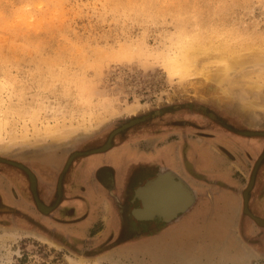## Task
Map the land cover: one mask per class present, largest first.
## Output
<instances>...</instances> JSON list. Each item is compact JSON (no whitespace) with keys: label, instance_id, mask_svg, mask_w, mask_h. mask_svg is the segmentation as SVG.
<instances>
[{"label":"rangeland","instance_id":"374dc122","mask_svg":"<svg viewBox=\"0 0 264 264\" xmlns=\"http://www.w3.org/2000/svg\"><path fill=\"white\" fill-rule=\"evenodd\" d=\"M161 148L138 177L172 173L184 211L137 218L98 172L83 209L77 163ZM255 170L264 219V0H0V264H264Z\"/></svg>","mask_w":264,"mask_h":264},{"label":"crops","instance_id":"0c3cea01","mask_svg":"<svg viewBox=\"0 0 264 264\" xmlns=\"http://www.w3.org/2000/svg\"><path fill=\"white\" fill-rule=\"evenodd\" d=\"M147 140H152V139H147ZM193 146H190L189 149H191ZM188 149V150H189ZM163 148H161L157 153H148V152H143V153H138L136 154V156H134L136 158V162H133L131 165L129 166H121L118 169H108V167H106V164L103 163H97L96 166L92 167L91 163L92 160L90 159H84L82 162H79L75 165V169L73 171V181H77L76 185L77 189L80 190V187H82V194L85 196L84 197V201L82 202V207L84 209V207L86 205H90L93 204V200H90L89 198L92 197L91 193L95 191L96 189V182H95V174L98 172L100 176H107L108 174H111L112 179H115V195L116 198L119 197V202L121 204H125L126 198L129 197V195L131 194V192L133 190H136V188L142 184V182H144L146 180V178L142 181L139 179L138 177V173H142L143 171H146L145 173H147L146 175H149V167H155V166H159L162 169H166L169 166L166 165L165 163V159L164 153H162ZM181 153V151H180ZM190 153V151H189ZM149 158H155L154 161H152ZM176 158V156H175ZM178 159V158H176ZM96 162V161H95ZM125 163V162H124ZM176 165H178V162H176ZM189 165V166H188ZM188 167H191L190 169H188L191 173L193 168H198L197 166H199L200 168V164H197L195 161H192L190 164H188ZM175 168V167H174ZM177 169V168H175ZM87 173V174H86ZM80 175H82V178H80ZM101 179L103 177H100ZM81 179V180H80ZM103 180V179H102ZM167 181L164 183L165 189L167 188V190H170V192H172L173 190H176L177 192H179V201L176 205V209L175 211L178 209L179 205L183 202L184 198V193L181 191H179V189H177L178 187H180L176 182H174L173 180H169L166 179ZM73 182V183H74ZM76 183V182H75ZM74 183V184H75ZM163 183V182H161ZM158 184V183H157ZM156 184V182L151 183L150 185H148V189L146 190V192L151 195V193L153 195H155V191H158L160 196H162L163 194V190H165L163 188V184H160V186H158ZM75 185H70L69 188L73 191L71 193V195H75ZM170 192H164L166 198L169 196ZM133 196V195H132ZM89 197V198H88ZM88 198V199H87ZM92 199V198H91ZM164 200V198H162ZM95 202V201H94ZM72 202L71 200H67L66 204L71 205ZM96 203V202H95ZM152 203H148V207L145 211L141 212V211H137V214L139 216H151L154 213V208L155 206H151ZM75 205V204H72ZM81 207V206H80ZM83 209L81 210L80 208H78V212L79 211H83ZM160 211L165 215L168 216L167 214H165V210L162 208H159ZM69 211V210H68ZM117 214L119 215L120 219H121V212H117Z\"/></svg>","mask_w":264,"mask_h":264},{"label":"water","instance_id":"95a60500","mask_svg":"<svg viewBox=\"0 0 264 264\" xmlns=\"http://www.w3.org/2000/svg\"><path fill=\"white\" fill-rule=\"evenodd\" d=\"M108 147H109V144H107L104 147H101L99 149H96L95 151H103V150H106ZM91 152H94V151H91ZM91 152H76V153L72 154L71 157L68 160V164H67L65 170L68 168L69 164L72 162V160L76 156H84V155L89 154ZM3 160L5 161V159H3ZM259 162L257 163L258 165H259ZM12 163L19 165L20 167H22L23 169H25V170H27L29 172V174H30V176L32 178V185H33V189H34V192H35V197H36L38 206L43 209L44 208V204H42V202L40 201V199L37 196V192H36V179H35L34 174L27 167H25L23 164L15 163V162H12ZM255 173H256V170L254 171V174H253V177L251 179V182H250V184L248 186V189L245 191V211L248 212L251 216H253L254 219L258 223L264 224V219L263 218H260V217L254 216L252 214V212L248 208V193H249L250 188L253 185ZM166 179H168V181L169 180H173L174 182H176L180 186L177 189H179L180 192L182 191L184 193V198H185L183 200V202L179 205L178 209L173 214H170L168 216H165L160 211L159 207H157L158 205L156 204V203H159L160 204L162 198H164L166 200V196H165V193L164 192H167V194H168V192H170V190H167V188L165 189V186H164V183L167 181ZM154 182H156V184L158 183L157 184L158 186H160V184H163V188L165 190H163L162 196H160V194H159L158 191H155V193H156L155 195H153L152 193H151V195H149L146 192V190L148 189L147 188L148 185H150L151 183H154ZM161 182H163V183H161ZM174 192H175V190H174ZM135 196H136V199H140L141 206L140 207L137 206L134 209L133 213L135 214V216L137 218H140V219H153L156 216H160L164 220H170L174 216L178 215L180 212L184 211L188 207V205L190 204L191 199H192V194L190 193L188 187L181 180L175 179V177H174V175L172 173H158V174H156V176H154V177L146 180L144 183L140 184L136 188V190H135ZM148 203L149 204L152 203L151 206H155L153 215H151V216H139L137 214V211H141V212L145 211L147 209V207L149 206Z\"/></svg>","mask_w":264,"mask_h":264},{"label":"bare ground","instance_id":"6f19581e","mask_svg":"<svg viewBox=\"0 0 264 264\" xmlns=\"http://www.w3.org/2000/svg\"><path fill=\"white\" fill-rule=\"evenodd\" d=\"M262 56V55H261ZM174 65H175V69H177V71L179 72H182L184 73L186 70V66H185V61H179L177 60L176 62H174ZM137 119V118H136ZM179 201V192H177L175 190L170 192L169 196L166 198V200L164 199H161V202L160 204L159 203H156L159 207V208H163L165 211V214L167 215H170V214H173L175 212V209H176V205ZM44 209H46V207L44 206Z\"/></svg>","mask_w":264,"mask_h":264}]
</instances>
